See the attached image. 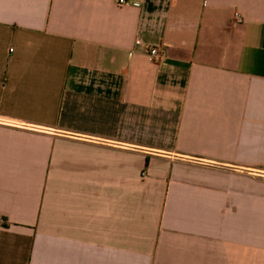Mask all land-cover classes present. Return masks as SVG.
I'll list each match as a JSON object with an SVG mask.
<instances>
[{
  "label": "crops",
  "instance_id": "crops-1",
  "mask_svg": "<svg viewBox=\"0 0 264 264\" xmlns=\"http://www.w3.org/2000/svg\"><path fill=\"white\" fill-rule=\"evenodd\" d=\"M0 264H264V0H0Z\"/></svg>",
  "mask_w": 264,
  "mask_h": 264
},
{
  "label": "built area",
  "instance_id": "built-area-1",
  "mask_svg": "<svg viewBox=\"0 0 264 264\" xmlns=\"http://www.w3.org/2000/svg\"><path fill=\"white\" fill-rule=\"evenodd\" d=\"M118 3H128V0H118ZM236 19L237 21H242V15L238 14L236 16ZM137 42L140 43L141 41L138 39ZM146 52L152 57L153 60H158L161 55L160 48L157 46H148L146 48Z\"/></svg>",
  "mask_w": 264,
  "mask_h": 264
}]
</instances>
